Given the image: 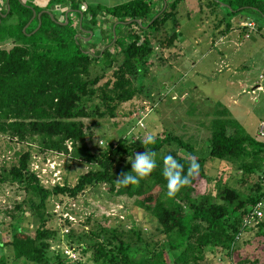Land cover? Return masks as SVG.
Wrapping results in <instances>:
<instances>
[{
  "label": "trees",
  "instance_id": "trees-1",
  "mask_svg": "<svg viewBox=\"0 0 264 264\" xmlns=\"http://www.w3.org/2000/svg\"><path fill=\"white\" fill-rule=\"evenodd\" d=\"M181 1H165L158 11L148 0H130L111 7L87 6L82 18L87 15L90 31L96 28L98 18L107 24L106 42L100 45L89 41V46L83 47V23L72 27L69 16L64 23L50 13L40 17L32 33L36 35L29 38L22 31L28 16L17 23L18 32L0 31V136L27 145L16 152L14 160L7 156L0 163V186L15 185L16 193L22 195L9 211L14 222H8L11 230L4 232L5 240H0V264H9V260L84 264L82 255L87 253L96 264H199L206 249L224 252L236 264H246L247 257L235 259L244 233L256 228L259 244H264V140L250 134L229 114L210 118V135L203 147L197 148L192 138L171 131L149 134L155 137L154 143H144L147 136L123 135L90 145L91 126L102 119L116 118L125 112L123 106L141 99L142 79L156 58L152 41L155 33L149 29L158 31L172 19L176 26ZM207 1L210 8L217 6L214 0ZM73 4L76 9L79 1ZM228 4L224 7L225 19L237 8L256 10L264 16V0H228ZM11 11L10 7L8 14ZM37 24L38 19L31 25ZM2 28L5 26L0 25ZM99 31L101 35L103 30ZM40 32L46 33V44L51 41L43 48L37 47L44 42ZM176 38L175 31L167 33L159 44L161 49L170 48ZM5 41L10 43L8 47L3 46ZM33 151L41 153L43 160L48 154L70 155L88 167L72 184L46 185L40 170L31 166ZM145 151L156 153L153 172L138 185H117V175L131 171L128 157ZM168 154L184 166L185 174L191 159L200 165L191 184L172 198L166 196L167 181L162 175L163 157ZM212 160L235 167L242 175L240 181L249 175L256 179L244 190L234 187L223 182L221 175L212 177L206 172L205 164ZM214 179V188L208 186ZM99 185L113 196L132 199L150 213L162 240L146 235L134 222L99 224L87 232L66 234L80 253L67 255L58 229L47 225L48 202L52 197H63L71 203L85 190ZM27 213L31 218H25ZM29 223L34 224L33 234L26 231L28 234L23 235L22 229H28ZM0 224L7 226L5 222ZM251 262L260 264L257 258Z\"/></svg>",
  "mask_w": 264,
  "mask_h": 264
},
{
  "label": "rangeland",
  "instance_id": "rangeland-1",
  "mask_svg": "<svg viewBox=\"0 0 264 264\" xmlns=\"http://www.w3.org/2000/svg\"><path fill=\"white\" fill-rule=\"evenodd\" d=\"M20 2L21 6H26L25 1ZM198 6L197 0H184L178 4L179 10L175 17L176 26L173 25L174 20L172 19L166 21L158 31L150 27L149 31L155 33L152 41L156 47V58L150 64L146 75L142 79V97L132 104L123 106V111L125 112L123 114L119 113L116 118L102 119L100 124L91 126V146L95 143L100 144L102 141L105 143L123 135L137 138L146 137L149 134H158L162 131H171L192 138L197 148L203 147L210 135L208 127L210 118L221 114H225L224 117L229 114L246 131L259 138L257 129L260 119L264 116V93L262 91L251 92L250 90L255 84H260L264 89V67L262 66L263 68L261 67L260 69L259 67H254L253 69L251 68V71L243 74L245 70L243 64L256 66L257 64H252L254 59L264 58V41L253 47L254 49L251 53L253 55L249 57L250 41L253 39L257 41L260 37L257 34L252 36V31L247 30L251 37L249 36L247 39L239 33L237 40H233V42H240V46L236 47L232 42L230 46L225 47L221 43L208 55H205L201 48H197L192 44L191 40L194 36L190 37V34L195 31V25L202 17L198 12ZM78 7H81V5H78ZM35 10L38 19L40 10L37 7H35ZM221 10L226 12L223 7ZM183 11L184 15H182ZM21 12L12 9L11 13L3 18L4 20L0 23L2 27L5 26L0 31L18 32L17 23L23 18ZM237 12L235 13L237 14ZM81 13L80 9H78V14L76 15H73L72 12L69 13L68 16L72 27L80 22ZM242 13L243 15L246 14L245 12ZM85 18H81L83 28L80 27L84 34L85 31L88 32L87 36L83 35L87 39L91 38V36L90 30L87 29V15ZM256 18L259 17L256 16ZM37 19L32 21V23H35ZM242 19L246 20V15ZM103 20L105 19H97L96 28L93 31L92 39H90L93 43H100L107 38L104 31L107 28V24H102ZM39 23L38 19V24L35 27L29 25L25 28L26 24L22 27V31L25 30L26 38L36 35V33H32L36 31ZM99 30H103L101 33L103 38ZM116 31L118 33L119 27H117ZM174 31L183 47L175 48L176 51L172 48L161 49L159 44L166 38V34ZM39 35L43 37L44 42L38 43L37 47H46L51 41L47 44L45 43L47 38L45 32H40ZM75 35L78 34L76 33ZM85 39H81L83 47L89 46L86 44L89 40ZM21 40L23 41V38ZM5 42L3 46L8 47L10 43ZM32 46L36 47V44ZM179 49H183L184 56L178 52ZM222 52L226 58L219 59ZM174 58L177 59L176 63H174ZM225 61H227L226 65ZM141 103H143L144 108L140 106ZM83 120L85 123H89L87 119ZM25 148H27V145L18 144L15 141H10L7 137L0 136V163L7 156L8 158L6 159L14 160L17 156L16 152ZM32 153L31 166L33 169L40 170L39 174L42 183L46 185H53L56 182L72 184L78 174L88 167L70 155L48 154L43 160L41 153H34V151ZM205 169L212 177L221 175L223 182H228L242 190L246 189L247 185L256 179L255 175H249L245 177L244 181H240L242 178L240 171L225 161H207ZM215 181V179L211 180L212 185L208 186L213 187ZM201 183L202 181L199 187H201ZM105 188L103 185L91 187L71 203H67V198L63 197L61 200L57 197L50 198L48 202L50 219L47 225L58 229V234L62 238L61 244L64 249L66 248L70 251L71 256L80 255L79 248L77 253L74 250V247L77 246L75 241L70 244L68 239H66V234L87 232L91 227L99 224L112 226L118 223H125V225H130L131 222H134L142 228L146 235H153L154 239L161 238L156 228V220L150 213L138 207L132 199L125 196H113L107 193ZM15 190V185L3 184L0 186V221L5 222L7 225L2 226L0 224V240L6 238L4 236L6 231L11 230L8 222L9 224L14 222L9 211L13 210L14 205L21 201L22 195L16 193ZM31 216V214L27 213L25 218L29 219ZM28 225V229H22L23 233H21L23 235L28 234L26 231L33 234L34 224L29 223ZM255 231L256 228L252 227L240 239V250L235 256L236 260L238 256L239 258L247 257L248 262L246 264H252L251 260L256 258L259 259L260 264L264 262V244H259L260 238L255 235ZM66 249L64 252L69 255ZM88 257L89 253L82 255L84 264H96L90 261ZM9 261V264H30L21 260ZM235 262L231 256H227L224 252L206 249L199 264H236Z\"/></svg>",
  "mask_w": 264,
  "mask_h": 264
},
{
  "label": "crops",
  "instance_id": "crops-1",
  "mask_svg": "<svg viewBox=\"0 0 264 264\" xmlns=\"http://www.w3.org/2000/svg\"><path fill=\"white\" fill-rule=\"evenodd\" d=\"M20 1H25L26 6L25 7L21 6ZM74 1H79V5H81V7L74 9L73 8ZM74 1L73 0H0V23L4 20L3 18H5L8 15L10 7L11 9H16L17 11L18 10L22 11L25 8V12L24 13L21 12V13L23 14V17L28 16V20L25 25V28H26L27 26L31 25L32 21L37 19V14H36L37 12L35 10V7H37L40 10L38 19H40V17L43 14L50 13L52 16H55L58 19V21L61 19H64L65 21V18H67L69 13L72 12L73 15L74 14L76 15L78 14V9H80L81 11H84L87 6L111 7L112 5L127 2L130 0H74ZM148 1L150 2L151 5H153L154 11H158L161 8V5H163L165 1H170V0H148ZM183 1L184 0H182L178 4L182 3ZM197 2L199 4L198 12L204 18L202 17L200 18L199 22L195 25L194 33L190 34V37L194 36V38L191 40L192 44L195 45L197 48H201L203 50V53L205 55H208L213 49H215L221 43H223L225 47L230 46V44L233 42L234 39L237 40L239 33H241L242 36L248 39L249 36L251 37V35L246 36V34H248L247 33V30H248V31H252L251 32L252 36H254V34H257V36L260 37L259 40L257 41L256 39H253L252 41H250L251 45H249V49H250L249 57H252L253 54L251 53H252V50L254 49L253 47L262 43V41H264V27H263L264 26V16L261 13L257 12L256 10L252 11L247 8H243V9L237 8L236 10L238 11L237 14L236 13L232 14L230 15L229 19L228 18L225 19L223 15L224 12L221 9L222 7L224 8L226 6H229L228 0H214V2L217 3V6L212 7V8L208 6L210 5V2H208L207 0H197ZM200 5L202 6L200 7ZM32 8H34L33 15H32ZM178 10L179 9L177 5L176 16L178 14ZM242 12L246 13L244 14L246 15V20L242 19L244 17ZM182 15H184V11L182 12ZM256 16H258L259 18H256ZM82 17L83 15L80 16V22L78 24L82 23L81 22ZM246 21L247 22L253 21L255 24L254 27L252 29H249L247 25L245 24ZM82 35L87 36L88 32L85 31V34L82 32ZM90 36L91 38L85 39L83 36L82 38L87 41L88 40L90 41V39H92L93 33ZM104 41L106 42V39L102 40L100 43H98V45L103 44ZM175 41L173 45L167 49L172 48L173 50H175V48L183 47V44L179 43L180 42L179 39L176 38ZM233 44L236 47L240 46V42H237V41H234ZM155 50H156V47H155ZM182 51L183 49L178 50V52L183 55ZM220 58H223V59L226 58L223 52L221 56H219V59ZM176 60L177 59H175L174 63H176ZM226 64H227V61H225V65ZM252 64H257V65L247 66L243 64L245 68L243 74H246L247 72L251 71V68L253 69L254 67H259L260 69L262 66L264 67V58L263 57L255 58ZM250 91L251 92L262 91L264 93V89L260 84L253 85Z\"/></svg>",
  "mask_w": 264,
  "mask_h": 264
},
{
  "label": "clouds",
  "instance_id": "clouds-1",
  "mask_svg": "<svg viewBox=\"0 0 264 264\" xmlns=\"http://www.w3.org/2000/svg\"><path fill=\"white\" fill-rule=\"evenodd\" d=\"M158 15V14H157ZM155 15L154 18L157 16ZM155 137L148 135L144 143H154ZM156 153L152 151L136 152L128 163L131 165V171L121 172L116 177V184L120 186L138 185L140 180L149 176L157 167ZM200 165L193 158L189 162L187 172L185 174L184 166L171 154L163 157L162 175L167 181L168 198L174 197L183 187L191 184L192 178L199 174ZM66 249V248H65Z\"/></svg>",
  "mask_w": 264,
  "mask_h": 264
},
{
  "label": "built area",
  "instance_id": "built-area-1",
  "mask_svg": "<svg viewBox=\"0 0 264 264\" xmlns=\"http://www.w3.org/2000/svg\"><path fill=\"white\" fill-rule=\"evenodd\" d=\"M247 27L249 29H252L254 27V22L253 21H248L246 23ZM246 36H249V34H246ZM257 136L261 139L264 140V116L260 119L259 123H258V129H257ZM258 214H260V211L257 212ZM239 236V235H238ZM237 236V238H238ZM67 253L70 255V251L68 249H66ZM71 256V255H70Z\"/></svg>",
  "mask_w": 264,
  "mask_h": 264
},
{
  "label": "water",
  "instance_id": "water-1",
  "mask_svg": "<svg viewBox=\"0 0 264 264\" xmlns=\"http://www.w3.org/2000/svg\"><path fill=\"white\" fill-rule=\"evenodd\" d=\"M67 13V12H66ZM67 15V14H66ZM80 15H82V14H80ZM67 22V18H65V22L64 23H66ZM114 27H115V24L113 25V29H114ZM90 35H92V31H90Z\"/></svg>",
  "mask_w": 264,
  "mask_h": 264
}]
</instances>
